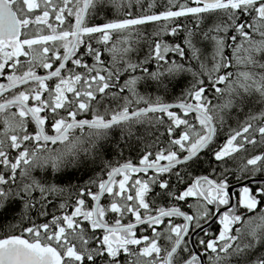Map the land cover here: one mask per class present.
Listing matches in <instances>:
<instances>
[{"label": "snow or ice", "instance_id": "snow-or-ice-1", "mask_svg": "<svg viewBox=\"0 0 264 264\" xmlns=\"http://www.w3.org/2000/svg\"><path fill=\"white\" fill-rule=\"evenodd\" d=\"M15 206L0 264H264V0H0Z\"/></svg>", "mask_w": 264, "mask_h": 264}, {"label": "trees", "instance_id": "trees-1", "mask_svg": "<svg viewBox=\"0 0 264 264\" xmlns=\"http://www.w3.org/2000/svg\"><path fill=\"white\" fill-rule=\"evenodd\" d=\"M109 150L110 151L108 153H113V152L118 153L121 150L123 151V153H125V152L128 153V152L132 151L128 148L127 145H125L123 143H121L120 146L117 147L115 142H113V144ZM17 209H18L17 206H15L14 208H9L7 210L1 209L0 210V222H3L5 219H11L12 215L14 214V211H17Z\"/></svg>", "mask_w": 264, "mask_h": 264}, {"label": "rangeland", "instance_id": "rangeland-1", "mask_svg": "<svg viewBox=\"0 0 264 264\" xmlns=\"http://www.w3.org/2000/svg\"><path fill=\"white\" fill-rule=\"evenodd\" d=\"M94 22H101V21H99V20H97V21H94ZM176 91L178 92L179 91V89H176ZM235 126V125H234ZM77 134H79V133H77ZM121 143H123L122 141H121ZM124 144V143H123ZM112 150V149H111ZM110 151V150H109ZM126 153V152H125ZM124 153V155L127 157V156H131V157H135L136 155H137V152H136V150H132V151H130V152H128V153H126L125 154ZM108 157L109 158H111V159H115V158H117L116 157V152H113V153H108ZM205 167H206V165H205ZM87 177H83V179H86ZM73 182H75V180L73 181ZM17 211L19 210V206H17ZM1 210V209H0Z\"/></svg>", "mask_w": 264, "mask_h": 264}]
</instances>
